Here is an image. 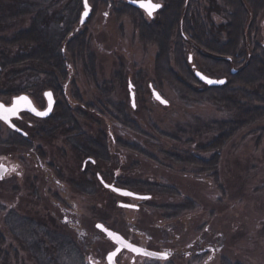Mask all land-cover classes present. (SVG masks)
I'll return each mask as SVG.
<instances>
[{"label":"rangeland","instance_id":"rangeland-1","mask_svg":"<svg viewBox=\"0 0 264 264\" xmlns=\"http://www.w3.org/2000/svg\"><path fill=\"white\" fill-rule=\"evenodd\" d=\"M71 1L76 2L0 0V39L11 40L23 34L25 38L31 39L33 34L36 35V31L47 39L50 33L54 34L56 29L66 26V11L71 6ZM26 2V6L21 5ZM118 2L125 1L98 0L93 19L82 30L87 52L81 57L71 58L66 49L63 52V48L59 47L61 57L65 58L71 68L66 67L64 79L59 78L58 81L63 85L68 79V74L72 72L70 85L66 89L69 95L68 104L75 105L77 101L76 105L92 106L101 112L107 120L105 122L113 124L109 127L102 120L98 127L104 134L101 139L105 137V146H112L107 139L111 132L119 143L136 147L130 150L117 144V148L121 147L123 151L115 148L117 156L114 157V167L119 165V168L131 171L135 180L163 185L168 188L169 193H165L159 186L153 187L151 190L159 195V198L149 200L150 206L146 212L132 213L120 209L115 202L105 201L107 195L98 185L95 200L90 201L89 196L78 198L81 228L93 234L96 232L95 222L105 220L113 228L123 231L127 227V221L133 216L136 223L142 222L149 230L150 225L157 223L167 228L168 236L172 234L171 238L176 239L171 247L184 249L186 244L202 233L209 238L210 246H219V249L210 252L211 256L207 261L206 255L199 259L181 255V258L170 261V264H203L204 261L206 264H221L223 261L264 264V118H256L252 123L240 127L219 148H205L214 137L220 135L216 128L228 119L227 115L218 105L206 98L181 91L182 84L175 80H156L154 66L158 47L152 44L142 45L132 21L125 16L115 15L113 8H118ZM199 3L203 6V13L206 2L199 0ZM217 3L221 4V1L217 0ZM43 8L49 12H60L64 17L60 28L48 22L45 26L43 21L42 27L40 24L36 26L33 15ZM31 9L35 12L30 13ZM79 10L81 11V8ZM213 19L216 23L221 20L214 16ZM263 20L264 9L258 14L255 22L258 28L255 41L258 43H264ZM221 39L224 40V36H221ZM23 42H19L9 53L13 58H26L23 63L13 68L26 75L31 72L34 62L30 55L36 47L32 45L33 48L27 49L33 41L25 44ZM185 50L186 56L193 55L196 68L204 70L199 51L189 45H186ZM171 65L177 73L174 64ZM221 75L217 73L215 76ZM2 77L3 73H0V93L8 86L16 88L26 85L20 82L22 79L13 82L4 80L3 84ZM29 79L30 84L37 86V93L44 90L42 85H45L47 77L40 74ZM129 83L136 97L135 108L130 105ZM149 83L168 101L167 105H162L152 98ZM187 87L191 91L197 88L192 84H187ZM72 92H75V95H72ZM34 98L41 102V94ZM0 99L6 100L1 96ZM70 110H73L70 114L75 113V108ZM122 114L126 115V120L131 123H121ZM75 120L80 123L81 129L77 127L79 123L76 122L72 125L68 122L61 127L62 123L54 119L47 129L51 133L44 132L39 138L33 136L35 148L39 149L43 159L45 158L43 162L53 165L51 168L54 172L50 170L48 177L47 171L36 166L33 158L29 159L25 154L13 155L17 165L0 184V234L4 237L0 248L9 254L6 264L50 262V257V260L64 264H90L87 260L90 249L93 252L100 250L102 254L96 253L101 254L103 258L105 252L111 249V244L103 237L92 240L91 243L92 238L86 237L84 244L74 232L65 229L63 225L60 226L59 222L54 223V226L50 217H47L48 213L49 216L51 214L48 208L55 210L49 198H61L58 195V187L54 185V178L67 180L76 178L78 174V163L70 156L69 147L65 149L69 143L62 137V131H69L71 134L86 130L81 117ZM0 127V137L4 138L5 128L2 125ZM4 153L0 146V154L4 156ZM192 159L195 163H188ZM210 161L211 166L208 165ZM63 187L73 193L67 184ZM9 214L50 221L47 226L52 238L65 244L50 243L44 239L50 257L41 259L39 255L35 256L30 249L26 247L25 250L17 239L15 240L12 232L15 230L16 235L23 229L18 227L16 220L13 221V216ZM150 231L155 233L154 229ZM27 240L28 243L32 242ZM136 264L153 263L143 259Z\"/></svg>","mask_w":264,"mask_h":264},{"label":"trees","instance_id":"trees-1","mask_svg":"<svg viewBox=\"0 0 264 264\" xmlns=\"http://www.w3.org/2000/svg\"><path fill=\"white\" fill-rule=\"evenodd\" d=\"M88 1L93 9L82 30L93 19L95 6L98 3V0ZM159 1L162 4L161 9L151 19L144 18L139 9L125 2H118V8L114 7L113 10L116 16H125L132 21L142 45L152 44L158 47L154 66V75L157 81L175 80L182 84L181 91L193 93L192 95L195 97L206 98L209 102L218 105L227 115L228 119L216 128L220 134L219 137H214L208 145L204 146L210 150L219 148L240 127L252 123L256 118H264V48L255 41L258 32L257 25H255L256 17L264 9V0H220L221 4L217 3V0H204L206 6L203 13L201 11L203 6L199 0L194 2L193 0ZM23 4L26 6L28 3L21 5ZM70 4L65 16L66 26L63 29H56L57 32L54 31V34L49 32L47 39L41 37V33L38 31H36V35L33 34L31 39L25 38V34L11 40L0 39V73H3V84H5L4 80L13 82L19 79H22L20 82L26 84L30 82L29 78L41 74L47 77L45 81L47 87L52 88L55 92L59 91L58 79H64L65 68L69 65L65 58L61 57L59 47L64 48V51L66 49L71 58L81 57L87 52L84 32L82 30L74 32L81 0L71 1ZM34 12L32 9L30 10V13ZM34 15L36 26L37 24L41 26V21H43L45 26L48 22V24L51 23V25L60 28L64 18L59 11L49 12L44 8L36 11ZM213 16L221 19L219 23L215 22ZM221 36H224V40L221 39ZM28 41H33V43L27 49L33 48L32 45L36 48L30 55L34 62L30 69L31 72L24 75L13 68L23 63L26 58L21 56L13 58L9 52L19 45V42L25 44ZM186 45L199 51L198 55L202 59L206 72L211 75L221 73L227 78L226 83L220 87H208L200 82L194 76L188 63ZM171 64H174L177 73L174 72ZM231 67L236 68V74L230 73ZM187 84L195 85L197 88L191 91ZM20 86H16V88L8 86L3 94L9 96L24 92L25 88ZM97 112L101 115L100 111ZM121 116L123 117L121 123L124 125L127 124L126 122L131 123L126 120V115L122 114ZM101 124V120H98V125ZM119 144L130 150L136 149L134 145L121 142ZM188 163L194 164L195 162L192 159ZM208 165L211 166L212 161ZM159 187L165 190V193L167 191L169 193L167 187L163 185ZM9 215L13 216V221L15 219L19 225L17 226L23 229L19 230L20 232L17 231L16 235L14 234L15 230L12 232L21 247L25 250L27 247L32 254L39 255L41 259H48L50 254L48 248H45L44 239L50 243L58 242L50 234L47 226L49 222L39 218ZM51 222L55 226L53 221ZM38 235L41 237L38 238ZM27 239L32 242L28 243ZM3 242L4 237L0 234V245ZM8 255L5 249L0 248V262L6 264ZM50 259L51 257L49 258L50 262L35 263L64 264V262H54L53 259ZM221 264L242 263L223 261Z\"/></svg>","mask_w":264,"mask_h":264},{"label":"flooded vegetation","instance_id":"flooded-vegetation-1","mask_svg":"<svg viewBox=\"0 0 264 264\" xmlns=\"http://www.w3.org/2000/svg\"><path fill=\"white\" fill-rule=\"evenodd\" d=\"M125 3L129 4L127 1ZM158 11H156L153 16H155ZM141 13L144 18H151L147 16L143 11H141ZM260 44L264 48V43L260 42ZM189 55L190 56H188V63L191 64L190 67L193 71L194 76L195 71H200L210 78L227 80V78L223 75H221L220 77H216L215 75L209 74L208 72H206L205 68L204 70H199L194 65L193 55ZM70 68V66L67 67V69ZM71 73L72 72L68 74V79L63 85L58 84V92H55L52 88H49L46 85H42L44 86V90L41 93H37V86L34 84H30L29 82L26 83L25 86H23V88L26 89L24 92L11 94L9 96L0 93L1 97L6 98V100L0 99V101L5 105H9L13 97L20 94H25L31 99L32 104L39 111H43L47 107V100L44 96V93L46 91H50L54 99L51 114L46 117L37 116L32 111L26 109L19 111L17 115H14L10 119H8L9 123L12 126L0 119V125L5 128L4 138L0 137V146L5 152L4 156L3 154H0V165L7 166V172L2 177V179H0V184L3 180L8 178V175H10L11 172H13V169H15L17 160L15 157H13V155L16 154H25L27 155V157H29V159L33 158L32 160L35 161L36 166H39V168H41L42 170L47 171L46 177H48L50 170L54 172V169L51 168L53 165L51 164L50 166L47 163L43 162L45 158L43 159V154L41 153V151H38L39 149L37 150L35 148L33 136L39 138V136H41V134L43 135L44 132L51 133V131L47 129H49V124L54 119L60 121V123L62 124L60 125L59 123V125L62 127L64 125H67L68 122V124L71 123L70 125L75 122L79 123L75 119L81 117V119L84 120V126L86 128L84 132H81L79 130L78 133L73 132L69 134V131H62V137L69 143V146L66 143L67 146L65 149L69 147L71 152L70 156L73 157L72 159L75 163H78L79 170L77 177L67 180H64V178L62 180L59 178H54V185L58 187V193H60L58 195H60L61 198L58 196L60 199L57 200L55 197H47L49 198L50 202L52 201L55 207V210L48 208L51 214L49 216V213H46L47 217H50L53 223L59 222L60 226L63 225L62 227H64L65 229H69L70 231L74 232L80 241L83 240L84 244V238L86 237L92 238L90 240V243L92 240L95 241L99 237H103L104 240H107L111 244V249L105 252L104 258L101 255L102 253L100 250L95 251L101 253V256L90 249V253L87 255V260L90 262V264H107V255L110 252L114 251L117 247V245L109 237H107L105 233H103L96 227L97 223H101L106 228L119 233L125 240L129 241V243L133 244L135 247H139L142 250H148L154 253L168 254L167 259H159L157 257H150L142 253H135L132 250L123 248L115 256V262L117 264H124V262H131V264H136V262H142L143 259H145L146 261H150L153 264H170V261L176 258H181V255L186 257H194L195 259L202 258L204 255H206V261L209 260L211 256L210 252H214L215 250H217V248L219 249V246H210L211 244L209 242V238L205 235V233L199 234L195 239H192L189 244L185 245L184 250L170 246L176 241V239L171 238L172 234L168 236L169 231L167 230V228L162 227L158 223L152 224L150 225V230L154 229L155 231V233H152L146 226L143 225L142 222L141 224L136 223L132 218L133 216L129 218V220L127 221V227L123 231L113 228V226L107 224L105 220L95 222L94 228L96 232L93 234L81 228L79 222V217L81 214L78 208L79 199H81V197L89 196L90 201L95 200L97 197L98 185L101 186V188L104 190V193L107 195H105L107 197V199H104L105 201L115 202V204L120 209L135 213L140 211L146 212L147 207L150 206L149 200L155 197L159 198V195L154 194L152 190L154 189L153 187L160 186V184H146L141 180H135V178H132L131 176V171L124 168H119V165L114 167V157L117 156L115 154V151L116 149H118L116 145L119 144V140H116L110 132V136L107 139L109 140V142H111L112 146H110L109 148L105 146V142L103 140L105 139V137L101 139V136H104V134L101 130L98 129V120H103L104 122L107 120L104 119L102 115H99L97 110H95L92 106L88 107L89 105L87 106L85 104L76 105L78 104L77 101H75V105L68 104L69 95L66 89L70 85L69 78L71 79ZM230 73L232 75L236 74V68L231 67ZM129 85L130 83L128 84V87ZM220 86L222 85L208 87ZM148 87L150 91L151 89H155L151 83L148 84ZM40 94L41 102L39 103L34 97L39 96ZM72 95H75V92H72ZM70 108H75L74 114H70V112L73 111L70 110ZM133 108H135V105ZM57 110H59V113L57 112ZM105 123L106 125H109V127L113 125L109 124L108 122ZM78 126L79 129H81L80 123L77 124V127ZM118 150L123 151V148L120 147V149ZM64 184L70 186L73 193L65 190V188L63 187ZM113 187L128 191L132 195L118 192L114 190ZM55 196L57 195L55 194ZM89 247L92 248V246ZM206 261L202 263L206 264Z\"/></svg>","mask_w":264,"mask_h":264},{"label":"water","instance_id":"water-1","mask_svg":"<svg viewBox=\"0 0 264 264\" xmlns=\"http://www.w3.org/2000/svg\"><path fill=\"white\" fill-rule=\"evenodd\" d=\"M130 5L138 8V9H141L143 10L147 15L148 12L145 8L141 7L140 4L143 2V3H152V4H158L160 5L159 8H156L154 12L158 11L160 8H161V3H158V2H154L153 0H126ZM91 12H92V7L91 5L89 4V1L88 0H81V11L79 13V17H78V22H77V25L76 27L74 28V32L77 33V32H80L82 30V27L83 25L87 22L88 18L90 17L91 15ZM153 13L151 15H149L150 17L153 16ZM62 51L64 52V48L62 49ZM195 76L203 83H205L206 85L208 86H219V85H223L226 80L225 79H213V78H210L206 75H204L202 72L200 71H195ZM202 77H206L207 79L205 78H202ZM212 80L213 83H208L207 80ZM131 85L129 86V89H130V101H131V105L134 107V93L133 91L131 90ZM47 93H50L51 95H46ZM151 93H152V97L153 99H155L156 101H158L160 104L162 105H167L168 104V101L165 100L158 92L157 90L155 89H152L151 90ZM44 96L47 100V107L45 110L43 111H39L37 110L34 105L32 104L31 102V99L25 95V94H20L18 96H15L12 98L11 100V103L9 105H5L3 102L0 101V105H3L5 108H12V107H16V112L14 114H9V119L11 117H13L14 115H17L19 113V111L21 110H29V111H32L35 115H37L36 113L37 112H46L47 114L46 115H37V116H40V117H46L48 115L51 114V111H52V107H53V102H54V99H53V96H52V93L50 91H46L44 93ZM20 97H26L27 100H19L18 98ZM159 97V98H157ZM163 101V102H162ZM32 109H35V111H33ZM2 121L4 122H7L9 123V121L7 120H4L3 118H0ZM10 124V123H9ZM11 125V124H10ZM12 126V125H11ZM2 166V168L4 169V171L0 172V179H2V177L5 175V173L7 172V166L5 165H0ZM114 190L118 191V192H121V193H129L128 191H125V190H121L119 188H115L113 187ZM138 196V195H137ZM141 197V196H139ZM143 197H146V196H143ZM98 225L102 226V227H98ZM96 227L101 230L103 233H105L107 235V237H109L116 245L117 247L115 248L114 251L110 252L108 255H107V264H117L115 262V256L117 255V253L123 249V248H127L129 250H132L134 251L135 253H142L144 255H146L145 253H154V252H151V251H148V250H142L140 249L139 247H135L133 244L129 243V241L125 240L119 233L111 230V229H108L106 228L103 224L101 223H97L96 224ZM109 233H111V235H109ZM132 245L131 248H129L127 245ZM134 249H140L141 251H135ZM114 253V255H112ZM147 256H150V255H147ZM150 257H156V256H150Z\"/></svg>","mask_w":264,"mask_h":264},{"label":"snow or ice","instance_id":"snow-or-ice-1","mask_svg":"<svg viewBox=\"0 0 264 264\" xmlns=\"http://www.w3.org/2000/svg\"><path fill=\"white\" fill-rule=\"evenodd\" d=\"M141 7L145 8L148 12L149 15H151L153 13V11L156 9V8H159L160 5L158 4H152V3H141L140 4ZM202 78H205L207 79L206 77H202ZM208 83H213L212 80H207ZM46 95H51L50 93H47ZM159 98V97H157ZM19 100H27L26 97H20L18 98ZM163 102V101H162ZM16 107H12V108H5L3 105H0V118H3L4 120H8L9 119V114H14L16 112ZM33 111H35V109H32ZM37 115H46L47 113L46 112H37L36 113ZM4 171V169L2 168V166H0V172ZM127 195H132L131 193H125ZM98 227H102L100 225H98ZM109 235H111V233H109ZM129 248L132 247V245H127ZM135 251H141L140 249H134ZM146 255H150V256H156L157 258L159 259H167L168 257V254L167 253H145ZM114 255V253L112 254Z\"/></svg>","mask_w":264,"mask_h":264}]
</instances>
